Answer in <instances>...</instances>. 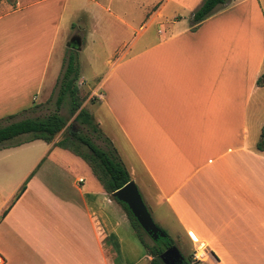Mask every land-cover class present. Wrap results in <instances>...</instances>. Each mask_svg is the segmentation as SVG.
<instances>
[{
	"label": "crops",
	"instance_id": "obj_1",
	"mask_svg": "<svg viewBox=\"0 0 264 264\" xmlns=\"http://www.w3.org/2000/svg\"><path fill=\"white\" fill-rule=\"evenodd\" d=\"M87 1L131 28L97 0L0 1V123L38 119L62 73L69 9ZM203 1L164 0L146 23L162 30L110 51L98 83L77 86L90 92L86 105L96 99L100 148L115 150L174 244L203 249V264H264V0H229L196 27ZM29 139L0 148L4 264H117L118 232L134 229L123 207L56 146L63 138Z\"/></svg>",
	"mask_w": 264,
	"mask_h": 264
},
{
	"label": "rangeland",
	"instance_id": "obj_2",
	"mask_svg": "<svg viewBox=\"0 0 264 264\" xmlns=\"http://www.w3.org/2000/svg\"><path fill=\"white\" fill-rule=\"evenodd\" d=\"M97 1H100L101 4L108 7L117 15H120V17L125 20L131 28H128L120 21L112 19L110 21L108 14L102 8L94 5L93 2L87 1V4L84 5L80 11L74 12L72 7H70L69 13L71 14L70 18L72 19V24H69L70 26H68V30L62 35L60 46L63 54L61 55L64 61L70 54L75 56L79 63L80 77L83 81H85V87L87 88H89L88 86H95L103 77L104 72H106V68H108L103 61L110 51L122 53L126 50L128 45L130 46L134 41L138 40L141 37L140 35L145 33L157 34L159 30H162L160 26L155 23L151 26H147L146 23L148 21V17L161 5L164 0H113L112 5L109 4V0ZM168 12H170V14L176 13V15L188 16L187 12L182 9L170 8ZM67 23L68 21H66V24ZM80 23L84 24V32H75V35L77 34L76 36H80L83 39L85 35L84 50L77 51L75 49H69L66 47L67 40L64 42V37L67 36L68 38H72V30H74ZM183 26L184 25L181 24L179 25V27ZM85 87H78L80 92L79 97L83 100V107L87 110L93 111L94 109H91V105L95 104L96 99L90 100L86 105L90 92L87 91ZM57 96L58 89L56 88L52 99L48 102V104L43 106V110H38V112L32 116L38 117L39 119L55 113L57 111ZM70 109L71 105L69 99H67L59 111V114L68 120V125L66 129L55 138V140H60L66 135L72 136L74 134H78L81 137L90 139L99 147H104L105 143L99 138L100 133L94 132L87 126L75 123V116H71ZM95 113L96 119H98L97 116L103 117V115L97 114V112H94V115ZM102 132L103 134L109 136L105 129H102ZM30 137V135H24L18 138L17 141L27 140ZM146 206L156 225L168 232L169 228H163V226L159 223L154 204L152 205L148 202ZM171 228L172 226H170V231H172ZM118 233L121 235L122 240L116 243V253L120 256L117 264H148L147 260L144 258L148 252L141 243L136 231L131 227H126L125 230L119 231ZM141 235L148 244L154 245V240L142 230ZM168 235L173 238L170 232H168ZM155 241L159 244L167 242L164 238H159ZM175 246L179 248L185 260L190 264H203L201 262L206 261V257H203L201 261H194V254L197 252V249L187 241L176 242ZM202 253L203 250H199L198 256Z\"/></svg>",
	"mask_w": 264,
	"mask_h": 264
},
{
	"label": "trees",
	"instance_id": "obj_3",
	"mask_svg": "<svg viewBox=\"0 0 264 264\" xmlns=\"http://www.w3.org/2000/svg\"><path fill=\"white\" fill-rule=\"evenodd\" d=\"M228 1L229 0H204L201 6L194 12L192 20L193 26H199L202 22L211 17L218 9L225 6ZM79 77V63L75 56L70 54L64 61L62 73L56 86L58 89L56 100L57 111L42 119H27L13 123H10L14 118L13 116L6 118L4 122H8L9 124L3 125L0 123V148L25 143H16V140L23 135L31 136L27 142L43 140L47 143H52L68 125V120L59 114V111L67 99H69L71 105V116H75L74 122L87 126L94 132H97L98 128L95 125L93 116L83 107V100L79 97L80 92L77 87ZM257 83L259 86H264V75L259 78ZM56 146L69 150L81 157L91 167L96 178L102 184L105 191L110 195L132 181L130 172L116 155L114 149H102L90 139L81 137L78 134L64 136L62 140L56 143ZM257 149L264 153V128L262 129ZM25 190L26 185L22 188L16 199H19ZM114 200H116L127 213L141 243L147 250L148 254L152 257L151 264H164L160 259V255L167 248L175 245L172 238H170L168 233L162 229L167 235V242L159 244L154 240V245L148 244L141 235V230H144L130 211L129 207L118 201L116 198H114ZM186 264L190 263L186 261Z\"/></svg>",
	"mask_w": 264,
	"mask_h": 264
},
{
	"label": "water",
	"instance_id": "obj_4",
	"mask_svg": "<svg viewBox=\"0 0 264 264\" xmlns=\"http://www.w3.org/2000/svg\"><path fill=\"white\" fill-rule=\"evenodd\" d=\"M77 35V34H76ZM74 35L70 42V48L80 50L82 47V37ZM118 201L126 204L142 229L153 239L167 238V235L154 222L140 190L134 180L126 186L112 194ZM160 259L164 264H184V256L179 248L175 245L167 248L161 255Z\"/></svg>",
	"mask_w": 264,
	"mask_h": 264
},
{
	"label": "built area",
	"instance_id": "obj_5",
	"mask_svg": "<svg viewBox=\"0 0 264 264\" xmlns=\"http://www.w3.org/2000/svg\"><path fill=\"white\" fill-rule=\"evenodd\" d=\"M199 250H203V249H201V248L197 249V252L194 254V261H196V262L201 261L203 257H206V259H207L208 254L204 250H203V253L200 256H198ZM4 263H5L4 259L0 256V264H4Z\"/></svg>",
	"mask_w": 264,
	"mask_h": 264
},
{
	"label": "flooded vegetation",
	"instance_id": "obj_6",
	"mask_svg": "<svg viewBox=\"0 0 264 264\" xmlns=\"http://www.w3.org/2000/svg\"><path fill=\"white\" fill-rule=\"evenodd\" d=\"M184 264H186V260H184Z\"/></svg>",
	"mask_w": 264,
	"mask_h": 264
}]
</instances>
